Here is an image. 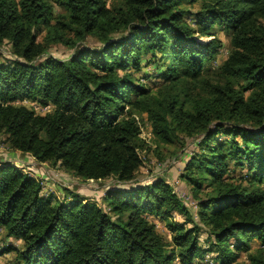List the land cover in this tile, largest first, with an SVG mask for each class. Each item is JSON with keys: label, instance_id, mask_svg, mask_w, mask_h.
Returning a JSON list of instances; mask_svg holds the SVG:
<instances>
[{"label": "trees", "instance_id": "obj_1", "mask_svg": "<svg viewBox=\"0 0 264 264\" xmlns=\"http://www.w3.org/2000/svg\"><path fill=\"white\" fill-rule=\"evenodd\" d=\"M56 1L63 12L54 16L47 0H0V46L12 48L0 61L2 144L31 157L32 174L50 163L83 180L113 177L127 186L104 192L105 210L67 188L68 200L44 196L41 179L0 160V228L21 243L0 253L14 252V264H193L209 254L236 264L254 239L264 247V0ZM184 2L199 8L190 13ZM214 26L231 38L210 79L205 67L221 46ZM88 38L99 46L86 45ZM57 44L72 50L67 58L49 54ZM156 51L167 65L153 89L136 72L142 60H160ZM138 121L155 143L195 140L179 179L206 227L202 243L169 182L135 181L139 150L152 148ZM229 162L246 168L245 179L228 175ZM247 260L264 264L263 250Z\"/></svg>", "mask_w": 264, "mask_h": 264}, {"label": "rangeland", "instance_id": "obj_2", "mask_svg": "<svg viewBox=\"0 0 264 264\" xmlns=\"http://www.w3.org/2000/svg\"><path fill=\"white\" fill-rule=\"evenodd\" d=\"M52 5L53 15L56 16L59 13L63 12V9L58 5L56 0H47ZM108 6H112L114 4V0H106ZM181 7L183 9L189 11L190 13L195 12L199 8V3H187L184 2ZM186 20L188 23L192 24L191 18L189 15L186 16ZM212 33L215 37L220 40L221 46L218 49V52L214 59L206 64L204 76L209 77L210 79H216L218 75V71L224 59L226 58L229 50H230V38L231 32L226 31L221 26H214ZM42 34L39 36L38 40L41 41ZM212 37H202L199 38V41H207ZM86 45L90 47H98L99 43L94 38H88L85 42ZM71 49L61 45H52L49 47V54L53 57L59 59H65L71 53ZM12 48L11 45L4 41L0 46V61H8V59L12 56ZM155 59H160L161 53L155 52ZM149 59V58H148ZM147 60H142L141 69L136 72V75L140 77V79L147 86L151 88H157L161 86L164 82L161 78L157 77V73L163 71L165 66L167 65L166 59H160L157 63H147ZM155 61V60H154ZM145 75L146 77H144ZM30 105V103H28ZM38 112L42 113L45 110L38 109ZM141 123V122H140ZM145 123V122H144ZM144 130H148L147 126H143ZM147 132V131H146ZM229 136L221 135L219 136V140L227 138ZM238 139V138H237ZM4 136L0 135V160L9 161V163L16 165L17 167H21L24 172L30 173V175L36 177L38 180L41 179L42 191L41 193L44 196H48L51 194L57 200H68L70 196L67 195L64 190L67 188L70 191H74L79 193L80 195L89 197L98 203L100 207L107 210V204L103 199L104 192L107 189H115L118 187H126L127 184H119L115 181L113 177H109L104 180L95 181V180H83L74 176L72 173L62 170L58 165H53L50 163H45L43 166L39 167L40 169H36V172L32 174L29 172L30 167H35L36 162L29 157L27 154L22 155L18 153L17 157L8 156L14 151H10L8 146L4 143ZM152 148H149L145 151L139 150V155L142 158V164L139 171L136 174L135 181L140 184H147L153 179L157 177H163L167 182H169L174 190L178 193V195L183 199L184 204L190 209L192 213V217L200 226L199 231V240L202 243L206 236V227L199 223L195 213L197 211V207L195 205V199L193 198V193L191 187L184 182V180L179 179L180 174L183 172V167L186 162L187 156L194 151H197L195 146V140L190 138H182L181 141H173V143L163 144V143H155L151 141ZM157 144V147H156ZM155 146V148H154ZM20 158V160H19ZM228 169L231 177L244 178L246 168H240L233 164L232 162L228 163ZM40 177V178H39ZM264 180V179H263ZM261 187L264 188V181L261 184ZM62 188V190H61ZM152 217H150L151 219ZM174 219L177 221H181L182 217L178 215H174ZM157 227V232L164 238L166 242L170 241V233L165 228L164 222L154 219ZM13 244L16 247H20L21 243L18 240H12L11 238H7L3 229L0 228V252L6 245ZM207 247V246H205ZM263 250L264 247L259 243L258 240L254 239L251 242L250 252L256 250ZM250 252H242L240 253L239 258L236 260V264H249L247 260V255ZM0 264H14V252L0 253ZM208 257H213L212 254L207 255ZM176 262V260H175ZM193 264H219L218 261L208 259L196 260Z\"/></svg>", "mask_w": 264, "mask_h": 264}, {"label": "built area", "instance_id": "obj_3", "mask_svg": "<svg viewBox=\"0 0 264 264\" xmlns=\"http://www.w3.org/2000/svg\"><path fill=\"white\" fill-rule=\"evenodd\" d=\"M137 120H138V118H137ZM138 124H139V127H140V133H139V136L142 138V139H144L145 141H146V143L148 144V145H150L151 144V142H150V140H151V133L148 131V130H144V127L143 126H147V124L146 123H140V121H138ZM148 128V127H147ZM206 259H208L209 261H210V259H209V257L208 256H206ZM205 259V260H206ZM176 264H180L179 262H178V260L176 259Z\"/></svg>", "mask_w": 264, "mask_h": 264}, {"label": "crops", "instance_id": "obj_4", "mask_svg": "<svg viewBox=\"0 0 264 264\" xmlns=\"http://www.w3.org/2000/svg\"><path fill=\"white\" fill-rule=\"evenodd\" d=\"M18 153H20V152L19 151H14V153L9 154L8 156L16 158ZM19 160H20V158H19Z\"/></svg>", "mask_w": 264, "mask_h": 264}]
</instances>
